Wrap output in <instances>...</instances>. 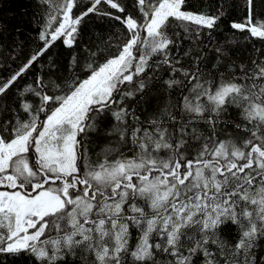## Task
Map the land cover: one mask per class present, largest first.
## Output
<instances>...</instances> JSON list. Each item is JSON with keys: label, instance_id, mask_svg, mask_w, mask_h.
Here are the masks:
<instances>
[{"label": "snow or ice", "instance_id": "6c2138e0", "mask_svg": "<svg viewBox=\"0 0 264 264\" xmlns=\"http://www.w3.org/2000/svg\"><path fill=\"white\" fill-rule=\"evenodd\" d=\"M35 3L40 46L0 72V264H264V0Z\"/></svg>", "mask_w": 264, "mask_h": 264}, {"label": "trees", "instance_id": "16d2710c", "mask_svg": "<svg viewBox=\"0 0 264 264\" xmlns=\"http://www.w3.org/2000/svg\"><path fill=\"white\" fill-rule=\"evenodd\" d=\"M39 11L35 0H0V46H2V51H0V72L7 75L12 69H15L35 48L40 46L41 42L37 39L38 27L36 25V13ZM244 12L237 8L232 11L230 19H242ZM106 25L100 24L96 21L95 17L85 24L83 32V43H88L91 38L95 43L99 44L100 41L96 39L94 33L105 32ZM119 25H117V29ZM223 31L213 34V40L211 42L206 41L208 47L204 50L213 56L212 48L216 46L217 43H222L231 33L232 30L228 26L227 22L222 25ZM240 38V34H236ZM247 35V33H245ZM106 38V36H105ZM242 39V38H241ZM19 44L20 47L16 48ZM252 44L257 47L262 45L261 41L253 38L251 44L240 43L232 49V58L238 63L247 60L248 55L245 49H250ZM15 48V52L18 53L17 59L13 62L11 59L12 49ZM79 46L75 49H68L62 45V43L57 42L55 47L51 48L48 53L43 57L41 63L47 65L48 57H52L55 63V67L51 69L53 78L57 75L69 74V62L73 52H78ZM48 71L47 66L44 69ZM33 71H36L34 68ZM31 73L28 75V80L31 78ZM165 77L167 73H164ZM173 102L176 98V92L171 94ZM168 97L163 94H157L155 88H153V95L150 97L148 104L146 105L149 111L152 110L158 103L163 104ZM139 99V97H137ZM99 151V147L95 149ZM231 227L225 228V235L229 238L232 235ZM4 257H0V261H4ZM6 264H30V259L25 258L21 255L19 258H7Z\"/></svg>", "mask_w": 264, "mask_h": 264}]
</instances>
